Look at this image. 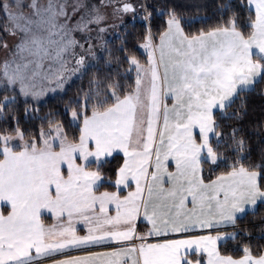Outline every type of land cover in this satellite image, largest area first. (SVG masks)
<instances>
[{
  "label": "snow or ice",
  "instance_id": "6c2138e0",
  "mask_svg": "<svg viewBox=\"0 0 264 264\" xmlns=\"http://www.w3.org/2000/svg\"><path fill=\"white\" fill-rule=\"evenodd\" d=\"M219 11L221 23L187 33L176 6L149 0H0V264H128L132 254V264H201L190 251L207 264H264V216L256 236L237 229L264 205V135L254 154L245 130L229 123L243 121L244 94L264 83V0H225ZM155 14L167 17L158 43ZM137 16L146 61L126 54L124 74L90 78L64 106L67 126L60 113L35 131L15 115L5 120L19 97L27 116L36 111L29 98L85 75L107 51L104 34ZM73 123L79 136L69 140ZM117 158V168L105 167ZM130 181L135 190L122 196ZM138 221L146 233L137 234ZM197 229L217 234L145 243ZM112 242L120 247L91 251ZM230 242L239 256L221 253Z\"/></svg>",
  "mask_w": 264,
  "mask_h": 264
},
{
  "label": "trees",
  "instance_id": "16d2710c",
  "mask_svg": "<svg viewBox=\"0 0 264 264\" xmlns=\"http://www.w3.org/2000/svg\"><path fill=\"white\" fill-rule=\"evenodd\" d=\"M149 2L154 4L157 8L165 5L176 6L178 13L181 15L182 27H184L185 32L196 33L200 30H210L216 24L222 22V14L219 11V5L224 3L225 0H149ZM232 2L238 4L239 0H232ZM241 15L246 20L248 13L245 11L242 12ZM166 19V16H160L159 14L153 16L151 31L154 35L155 42L158 40L160 33L164 29V22ZM144 31V24L139 16L133 21L125 22L119 27L117 34L112 39L106 41L107 51H103L96 59L95 63L88 67L85 75L74 80L61 94L48 97L42 103L33 104L28 101V107L30 109L35 108L36 111H29L27 116L25 115V100L19 97L13 107L6 113L5 120H7L8 123H13L11 117L15 115L24 128L29 131H35L39 128L42 118L49 116L50 113H60L61 115L56 118L58 120L63 119L67 126V118L62 115L64 106L77 95L82 87H87L90 78L94 75L103 78L108 75L110 71L115 72L117 67L119 68L120 73L124 74L125 69L128 67L127 64L123 63V57L126 54L135 55L141 63L146 61L144 54L140 52V47H138L142 43ZM122 47L127 48L128 52L122 53L119 51ZM109 53H111V63H108ZM132 75L134 76V73ZM243 99L246 101L247 116L240 123H236L235 121H229V123L245 130L255 154V151L258 150L260 146L259 141L261 135H264V130L256 128V125L260 121H264V83L258 84L255 91L246 92ZM239 104L240 101L237 100L234 108L238 107ZM45 127H47L46 124ZM68 135L69 140H72L73 137L78 138L79 128L75 123H73L71 127H68ZM121 162V158L113 159L109 164L105 165V167L114 170ZM222 170L223 169L218 170L215 174H219V171ZM207 174L208 173H206V175ZM102 189L112 190L113 188ZM256 213L257 214L254 217L251 214V211H249L248 214L238 221L237 229H248L252 231L253 236L258 235L259 229L255 226L260 223L259 217L264 216V205H258ZM228 230L234 231L231 227L228 228ZM253 243H256V241L254 240ZM262 243H264V241H262ZM235 247L236 245L230 242L227 246L220 245V251L222 254L227 253L239 256L240 253L234 252Z\"/></svg>",
  "mask_w": 264,
  "mask_h": 264
},
{
  "label": "crops",
  "instance_id": "0c3cea01",
  "mask_svg": "<svg viewBox=\"0 0 264 264\" xmlns=\"http://www.w3.org/2000/svg\"><path fill=\"white\" fill-rule=\"evenodd\" d=\"M156 42L157 43L159 42V38H158V40ZM253 52L254 53H257V50L256 49H253ZM169 105H171V104H169ZM195 131L197 132L198 130H195ZM194 134H197V133H194ZM169 166H170L171 170H174V162H169ZM150 171H151V169H150ZM129 183H130V187L122 189V193H126V191H128L130 188H132L134 186V184H135L134 181H130ZM105 190L106 189H103V190H100V191H105ZM112 190H115V189H112ZM112 190H109V191H112ZM130 191H132V189ZM5 212H6V209H5ZM110 214L111 215H114L111 212V209H110ZM44 223H45V225H51L53 223V220L51 219V217H50L49 214H45ZM76 227H77L78 233L80 235L86 234V229H85V227L83 225L78 224V225H76ZM146 231H147V228H145L143 231H141L140 234H144V233H146ZM208 231H210V230H207V229H205V230L197 229L196 231L189 232V233H179V234L173 233V234H170L167 237L151 236V237H148L147 238V240L145 241V243H158V242H163L164 239H186V238H191L193 236L199 235L200 233H205V232H208ZM227 232H232V231H229L228 230ZM140 242L141 241L137 240V245H139ZM129 243H132V242H129ZM118 247H120L119 244H117L116 242H112V243H107V244H105L103 246H100V247L92 248L91 251H93V252H99V253H105V252H111L113 249L118 248ZM72 254L73 255H84L86 253L80 252V251H73ZM195 254L196 253H193L191 251L189 253H187L188 258L189 259H192V260L198 259ZM131 256H134V254H132ZM131 256H129L128 258H130ZM134 258H135V256H134ZM45 264H48V262H45ZM201 264H203V263H201Z\"/></svg>",
  "mask_w": 264,
  "mask_h": 264
},
{
  "label": "rangeland",
  "instance_id": "374dc122",
  "mask_svg": "<svg viewBox=\"0 0 264 264\" xmlns=\"http://www.w3.org/2000/svg\"><path fill=\"white\" fill-rule=\"evenodd\" d=\"M127 21H133V19H130L129 17H125L123 24H124L125 22H127ZM110 23H113V21H110ZM114 23L117 24V25H120V24H121V22H120L119 20L114 21ZM123 24H122V25H123ZM119 27H120V26L115 27V28H110V29L108 30V32L104 34L103 40H104V41H107V40H109V39H112V38L117 34ZM139 49H140V52H141L142 54H144L145 59H147V53L144 51V49H142V48H139ZM102 52H103V51H101V50L98 49V53H99L98 57L102 54ZM95 61H96V59L93 60V61H91L90 64H89V66L93 65V64L95 63ZM80 77H81V76H80ZM80 77H79V78H80ZM76 79H78V78H75V79H73L72 81H70V82L65 86V88H66L67 86H69V85H70L74 80H76ZM65 88H64V89L57 90L56 92H48L46 95L42 96L38 101H32L30 98H29L28 101L31 102V103H33V104L42 103V102H44L48 97H52V96H54V95H56V94H61V93L65 90ZM21 98H22L23 100H25V98H23V97H21ZM167 102H168L169 104L172 103V101H171L170 99H169ZM197 130H198V129H197ZM194 133H198V131L196 132V131L194 130ZM194 135H196V134H194ZM91 146H92V145H91V142H90V147H91ZM57 150H58V149H57ZM169 162H173V161H169ZM62 169L66 172V165H63V166H62ZM150 169H151V168H150ZM150 169H149V170H150ZM169 169L171 170L170 166H169ZM131 189H132V191L135 190V184H134V186H133L132 188H130L128 191H126V193H122V196H123V195H127V193H128ZM100 190H103V189H100ZM106 190H107V189H106ZM110 209H111V212L115 215V208H114V206H110ZM145 228H146V227H145V223H144V222H142V221H138V222H137V234L139 233L138 235H140L141 231H143ZM228 228H230V227H228ZM228 228H223V229H221L220 231H221V232H227V231H228ZM208 234L216 235L217 232H216V230H210V231L205 232V233H200L199 235H208ZM199 235H197V236H199ZM195 255H196V257L201 261V263H203V264H207V255H206L205 253H196ZM130 256H131V255H130ZM127 259H128V264H132V259H134V256H131L130 258H127ZM196 260H197V259H196Z\"/></svg>",
  "mask_w": 264,
  "mask_h": 264
},
{
  "label": "built area",
  "instance_id": "2783aa9c",
  "mask_svg": "<svg viewBox=\"0 0 264 264\" xmlns=\"http://www.w3.org/2000/svg\"><path fill=\"white\" fill-rule=\"evenodd\" d=\"M137 240L133 241L134 243H136Z\"/></svg>",
  "mask_w": 264,
  "mask_h": 264
}]
</instances>
